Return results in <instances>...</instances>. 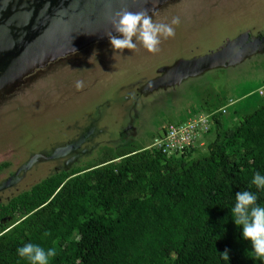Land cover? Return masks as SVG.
<instances>
[{"label":"rangeland","instance_id":"rangeland-1","mask_svg":"<svg viewBox=\"0 0 264 264\" xmlns=\"http://www.w3.org/2000/svg\"><path fill=\"white\" fill-rule=\"evenodd\" d=\"M120 10L147 12L174 35L155 53L113 51L109 16ZM263 80L264 0H0V205L151 145L212 87L230 99Z\"/></svg>","mask_w":264,"mask_h":264},{"label":"trees","instance_id":"trees-1","mask_svg":"<svg viewBox=\"0 0 264 264\" xmlns=\"http://www.w3.org/2000/svg\"><path fill=\"white\" fill-rule=\"evenodd\" d=\"M263 87L264 80L236 87L232 105L212 87L153 139L210 116L208 130L180 151L163 153L154 141L132 147L1 204L0 264H27L16 254L27 243L55 249L50 264H264L230 211L237 191L254 193L264 206V189L251 184L255 173L264 175Z\"/></svg>","mask_w":264,"mask_h":264},{"label":"clouds","instance_id":"clouds-1","mask_svg":"<svg viewBox=\"0 0 264 264\" xmlns=\"http://www.w3.org/2000/svg\"><path fill=\"white\" fill-rule=\"evenodd\" d=\"M112 32L107 33L113 51L132 50L141 45L150 53L157 52L161 38L167 39L174 35L173 28L164 23H154L147 12L115 11L109 16ZM171 23L178 24L174 18ZM114 33V34H113ZM74 49V53H75ZM83 82L77 81V90L83 88ZM251 184L260 190L264 189V175L255 173ZM233 223L240 228L241 236L250 242L251 253L257 258H264V206L257 204V196L250 191H237L235 202L230 209ZM16 254L27 264H50L55 257V249L45 250L33 243L24 244L16 249ZM224 255L228 258L227 253Z\"/></svg>","mask_w":264,"mask_h":264},{"label":"built area","instance_id":"built-area-1","mask_svg":"<svg viewBox=\"0 0 264 264\" xmlns=\"http://www.w3.org/2000/svg\"><path fill=\"white\" fill-rule=\"evenodd\" d=\"M224 112V110H222ZM210 116L197 115L188 118L183 125L169 126L167 134L161 139L154 141V146L163 147L165 151L182 150L185 146L191 144L198 135L205 133L208 130Z\"/></svg>","mask_w":264,"mask_h":264},{"label":"water","instance_id":"water-1","mask_svg":"<svg viewBox=\"0 0 264 264\" xmlns=\"http://www.w3.org/2000/svg\"><path fill=\"white\" fill-rule=\"evenodd\" d=\"M242 38H244V37H241L240 40H239V42L241 41ZM243 40H244V39H243ZM241 42H242V41H241ZM241 42H240V43H241Z\"/></svg>","mask_w":264,"mask_h":264}]
</instances>
